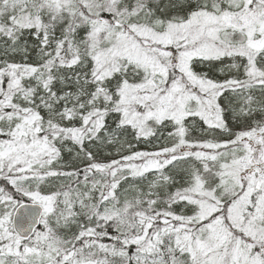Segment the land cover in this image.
Returning a JSON list of instances; mask_svg holds the SVG:
<instances>
[{
	"label": "trees",
	"instance_id": "obj_1",
	"mask_svg": "<svg viewBox=\"0 0 264 264\" xmlns=\"http://www.w3.org/2000/svg\"><path fill=\"white\" fill-rule=\"evenodd\" d=\"M140 1L124 0L125 10L136 18L129 25L152 32L163 31L173 21L190 20L206 8L200 0H145L134 9ZM262 1L250 0L249 11L264 14ZM72 2L81 15H87L82 3ZM4 4L0 0V7ZM27 6L17 28L1 18L0 214L9 212L5 240L19 251V246H28L34 236L46 231L45 215L28 241L19 240L11 229V210L22 202H36L53 206V214L61 213L66 220L68 231L61 230L58 237L63 244L73 245L59 256L61 261L67 257L64 264L75 259H92L93 264H211L220 255L217 262L225 259L232 264L222 245L198 255L194 237L199 223L187 222L195 205L186 187L201 183L199 193L204 197L210 193L225 211L236 199L225 192L228 185L219 175V161L200 152L201 144L227 143L232 133L264 132V87L254 93L245 91L244 79L237 75L243 57L194 60L190 65L195 75L219 85L221 129L209 127L198 115H188L181 121L182 131L168 119L141 132L123 121L116 104L118 87L133 80L113 71L103 85H95L88 24L69 15L58 21L41 0ZM31 11L29 23L25 14ZM242 29H234L237 37ZM62 94L77 97L70 113L62 101L49 109ZM231 95L237 98L222 100ZM78 109L80 118L86 117L85 126H79ZM15 114L20 117L12 125ZM259 175L251 179L253 184L264 176V168ZM32 187L34 192L28 193ZM177 218H186L187 226ZM167 230L176 244L164 251L161 242H166Z\"/></svg>",
	"mask_w": 264,
	"mask_h": 264
},
{
	"label": "rangeland",
	"instance_id": "obj_2",
	"mask_svg": "<svg viewBox=\"0 0 264 264\" xmlns=\"http://www.w3.org/2000/svg\"><path fill=\"white\" fill-rule=\"evenodd\" d=\"M41 1L58 21L69 15L72 19L82 18V22L88 24L87 48L96 75L95 82L98 81L95 85H103L104 78L110 77L113 71L124 72L133 80L118 87L116 104L120 107L123 121L141 132H149L153 125L168 119L182 131L181 121L188 115L200 116L209 127L222 128V113L217 106L221 95L216 92L219 85L195 75L190 66L194 60L203 62L238 54L243 57V62L239 64L237 75L243 77L245 91L250 89L254 93L264 87V83H261L264 74V14L261 11L250 12V0H200L206 7L202 8V12L190 17V20L166 24L160 32L143 30L134 23L129 25L128 21L136 18L125 10L124 0ZM72 1L82 3L87 8V15H81ZM33 2L35 0H5V4L0 7V32L4 30L2 17L17 28L21 24L20 14L29 7L28 3ZM143 3L145 0L135 2L137 6L134 9L140 8L139 4ZM28 15L32 16V11L25 14L30 23L32 18H28ZM27 20L23 18V23ZM40 24L36 23L37 26ZM238 28L243 32H239L237 37L234 29ZM168 73L171 78H168ZM236 98L231 95L222 100L228 102ZM59 101L70 113V109H75L77 97L70 99L68 95L62 94L49 109H54L53 105ZM78 114L79 126H85L86 117L80 118L79 109ZM83 114L86 115L84 111ZM19 117L15 114L11 124ZM254 130L232 133L227 143L222 140L201 144L203 149L200 155H208L219 161V175L222 182L228 185L225 192L235 194L236 199L225 211L217 206L218 199L213 200L210 193L206 197L199 193L201 183L186 187L195 205V213L188 221L186 218L177 219L184 223V228L187 226L186 221L199 223L196 225L194 244L200 256L222 245L224 252L233 258L232 264L264 262V176L255 185L251 179L259 178L258 169L248 172L252 161L261 162L264 168V132L251 133ZM219 147H225L227 151H221ZM30 189L28 193L35 190L33 187ZM42 207L43 215L48 219L46 231L34 236L28 246H19V251H14L5 240L4 225L9 212L5 215L1 212L0 264H64L67 260V257L63 261L59 258L61 253L71 251L73 245L63 244L64 240L58 237L61 230L68 231L65 218L61 213L53 214L55 209L51 205L49 208ZM214 214L210 222H204ZM169 230L174 231L171 228ZM166 234V242H161L164 251H168L173 243L176 244L168 230ZM189 242L187 240L184 243L186 245ZM7 251L11 253L6 256ZM218 259L209 262L228 263L225 259L217 262ZM90 260L77 262L75 259L70 264H93Z\"/></svg>",
	"mask_w": 264,
	"mask_h": 264
},
{
	"label": "water",
	"instance_id": "obj_3",
	"mask_svg": "<svg viewBox=\"0 0 264 264\" xmlns=\"http://www.w3.org/2000/svg\"><path fill=\"white\" fill-rule=\"evenodd\" d=\"M254 166L260 169L262 164H253L249 171ZM42 213L43 209L37 203L22 202L14 207L11 214V226L19 239L27 241L33 235L40 224Z\"/></svg>",
	"mask_w": 264,
	"mask_h": 264
}]
</instances>
